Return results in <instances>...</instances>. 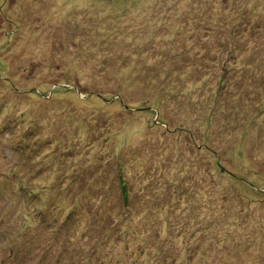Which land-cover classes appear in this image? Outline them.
Masks as SVG:
<instances>
[{"label":"rangeland","instance_id":"1","mask_svg":"<svg viewBox=\"0 0 264 264\" xmlns=\"http://www.w3.org/2000/svg\"><path fill=\"white\" fill-rule=\"evenodd\" d=\"M0 264H264V0H0Z\"/></svg>","mask_w":264,"mask_h":264},{"label":"trees","instance_id":"2","mask_svg":"<svg viewBox=\"0 0 264 264\" xmlns=\"http://www.w3.org/2000/svg\"><path fill=\"white\" fill-rule=\"evenodd\" d=\"M22 183V187L23 188H25L26 187V185L25 184H23L24 182H21ZM66 219L68 220V219H70V217L69 216H66ZM44 220H45V216L43 217V219H42V221L44 222Z\"/></svg>","mask_w":264,"mask_h":264}]
</instances>
